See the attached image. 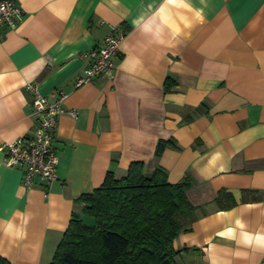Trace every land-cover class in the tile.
<instances>
[{"label":"crops","instance_id":"0c3cea01","mask_svg":"<svg viewBox=\"0 0 264 264\" xmlns=\"http://www.w3.org/2000/svg\"><path fill=\"white\" fill-rule=\"evenodd\" d=\"M15 1L22 21L0 30V145L37 121L29 84L67 96L55 181L24 188L0 151V257L49 264L78 197L141 161L193 181L197 218L173 241L176 264H264V0ZM113 28L124 33L113 77L75 86ZM169 138L177 147L156 157ZM220 190L236 204L218 207Z\"/></svg>","mask_w":264,"mask_h":264},{"label":"trees","instance_id":"16d2710c","mask_svg":"<svg viewBox=\"0 0 264 264\" xmlns=\"http://www.w3.org/2000/svg\"><path fill=\"white\" fill-rule=\"evenodd\" d=\"M173 85L167 77L164 90ZM166 147H177L173 138L159 139L154 155ZM192 183L187 175L170 183L163 168L147 173L141 161L131 162L119 178L108 171L100 186L76 200L92 221L72 213L49 264H176L173 241L197 218L186 196ZM214 201L221 209L236 204L225 190ZM0 264L8 261L0 257Z\"/></svg>","mask_w":264,"mask_h":264},{"label":"built area","instance_id":"2783aa9c","mask_svg":"<svg viewBox=\"0 0 264 264\" xmlns=\"http://www.w3.org/2000/svg\"><path fill=\"white\" fill-rule=\"evenodd\" d=\"M22 15V9L15 0H0V30L16 29L22 21ZM123 36L121 30L113 28L99 46L86 52L89 61L77 77L75 86L98 76L113 77L115 59ZM28 87L34 93L32 108L37 121L29 132L0 145L4 163L22 172L24 188L31 187L36 179L44 186L57 179L59 156L53 146V136L58 117L65 112L64 100L67 96L62 91L44 96L34 84Z\"/></svg>","mask_w":264,"mask_h":264},{"label":"rangeland","instance_id":"374dc122","mask_svg":"<svg viewBox=\"0 0 264 264\" xmlns=\"http://www.w3.org/2000/svg\"><path fill=\"white\" fill-rule=\"evenodd\" d=\"M88 216H86V215H83V218H84V221H86V222H88V219L90 220L89 222H91L92 221V219L89 217V218H87Z\"/></svg>","mask_w":264,"mask_h":264}]
</instances>
